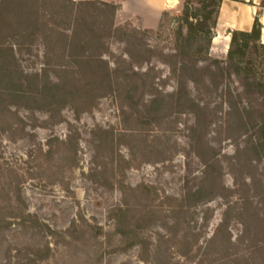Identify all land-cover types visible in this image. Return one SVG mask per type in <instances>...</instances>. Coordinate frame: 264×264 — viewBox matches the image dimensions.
<instances>
[{"label":"rangeland","instance_id":"rangeland-1","mask_svg":"<svg viewBox=\"0 0 264 264\" xmlns=\"http://www.w3.org/2000/svg\"><path fill=\"white\" fill-rule=\"evenodd\" d=\"M42 12L27 41L0 8V264H264V87L180 55L171 14L116 20L109 83L74 75L77 8Z\"/></svg>","mask_w":264,"mask_h":264},{"label":"trees","instance_id":"trees-1","mask_svg":"<svg viewBox=\"0 0 264 264\" xmlns=\"http://www.w3.org/2000/svg\"><path fill=\"white\" fill-rule=\"evenodd\" d=\"M50 1L1 0L0 8L2 9L7 3H12L16 11H22L25 8L30 15L26 16V23L25 21L17 22L18 29L16 31L21 34L24 31L23 35L26 34V40L34 41L38 38V33L48 29L49 24L45 22L46 16L42 9ZM197 2L198 8L195 6L194 0H184L182 13L173 17V32L177 42V52L182 56L195 57L198 61L203 62L212 57L211 44L215 37V26L223 0H197ZM247 3L256 5L252 1ZM71 4L77 8L78 12L71 35L66 31L60 32L56 40L57 43H55L75 67L76 70H72V74L74 72V75L96 79L99 83H109L113 76V68L104 59V54H101V51L106 49L107 38L112 37L119 30L116 27V15L119 7L102 0H81L79 2L71 0ZM67 8L63 3V16H65ZM263 8L264 0L256 11L251 30H229L231 39L225 59L230 73L241 79H252L251 85H254L257 91L264 87V43L261 40ZM168 14L165 12L163 16ZM56 25L64 28L65 24L57 23ZM48 38L43 37V40L48 41ZM131 53L130 51L126 53L129 58H132ZM96 61L102 62L104 65L102 71L98 66H95ZM215 61L218 62V59ZM72 65L63 63L64 67H73ZM258 129L253 147L259 155L264 156V119Z\"/></svg>","mask_w":264,"mask_h":264},{"label":"crops","instance_id":"crops-1","mask_svg":"<svg viewBox=\"0 0 264 264\" xmlns=\"http://www.w3.org/2000/svg\"><path fill=\"white\" fill-rule=\"evenodd\" d=\"M118 5L116 20H136L143 29H157L165 12L181 14L184 0H102ZM252 1L256 5L247 2ZM262 0H223L211 44V54H227L231 34L229 30H251L256 11ZM263 29L261 40L264 43V8L261 17ZM222 30V31H221Z\"/></svg>","mask_w":264,"mask_h":264}]
</instances>
